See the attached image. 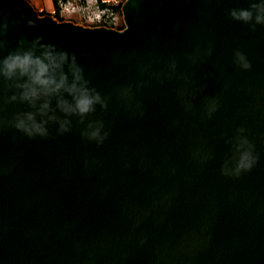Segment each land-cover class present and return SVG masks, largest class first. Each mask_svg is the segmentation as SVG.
Masks as SVG:
<instances>
[{"label":"water","instance_id":"obj_1","mask_svg":"<svg viewBox=\"0 0 264 264\" xmlns=\"http://www.w3.org/2000/svg\"><path fill=\"white\" fill-rule=\"evenodd\" d=\"M250 2L126 0L120 31L0 0V62L74 54L106 104L29 136L0 74V264H264V25L229 14Z\"/></svg>","mask_w":264,"mask_h":264},{"label":"clouds","instance_id":"obj_2","mask_svg":"<svg viewBox=\"0 0 264 264\" xmlns=\"http://www.w3.org/2000/svg\"><path fill=\"white\" fill-rule=\"evenodd\" d=\"M229 14L236 21L251 24L254 30L256 25H264V0H251L248 8H234ZM237 56L244 59L242 53H237ZM242 66L251 67L247 62ZM0 74L12 81L13 87L18 90V95H13L11 100L27 102L35 109L24 113L16 124L19 130L29 136H46L50 122L57 123L61 132L68 131L71 123L68 117L78 116L83 123L85 117L95 112L97 105L106 107L100 94L88 87L82 70L75 65L74 54L69 58L65 53L63 59L58 60L47 51L39 55L35 51L10 53L0 62ZM58 112L63 116L58 115ZM89 128L92 126L89 125ZM86 135L101 142L103 140L100 127ZM252 162L250 153H243L237 162L236 171L250 169Z\"/></svg>","mask_w":264,"mask_h":264},{"label":"trees","instance_id":"obj_3","mask_svg":"<svg viewBox=\"0 0 264 264\" xmlns=\"http://www.w3.org/2000/svg\"><path fill=\"white\" fill-rule=\"evenodd\" d=\"M126 0H52L49 14L58 22H73L87 27L124 30L122 5ZM40 15H47L45 11Z\"/></svg>","mask_w":264,"mask_h":264},{"label":"crops","instance_id":"obj_4","mask_svg":"<svg viewBox=\"0 0 264 264\" xmlns=\"http://www.w3.org/2000/svg\"><path fill=\"white\" fill-rule=\"evenodd\" d=\"M34 8L39 11H45L51 13L53 11V2L52 0H28ZM110 1V0H106Z\"/></svg>","mask_w":264,"mask_h":264},{"label":"rangeland","instance_id":"obj_5","mask_svg":"<svg viewBox=\"0 0 264 264\" xmlns=\"http://www.w3.org/2000/svg\"><path fill=\"white\" fill-rule=\"evenodd\" d=\"M39 12V11H38ZM47 13V15H49L50 13H48V12H46Z\"/></svg>","mask_w":264,"mask_h":264}]
</instances>
